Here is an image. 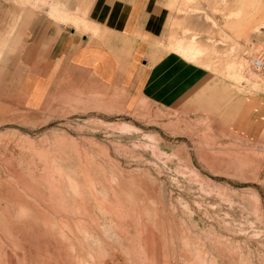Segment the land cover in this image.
Returning a JSON list of instances; mask_svg holds the SVG:
<instances>
[{
  "label": "rangeland",
  "instance_id": "374dc122",
  "mask_svg": "<svg viewBox=\"0 0 264 264\" xmlns=\"http://www.w3.org/2000/svg\"><path fill=\"white\" fill-rule=\"evenodd\" d=\"M157 2L159 44L233 96L264 92V0ZM56 90L0 109V264H264V145L230 135L210 91L164 106Z\"/></svg>",
  "mask_w": 264,
  "mask_h": 264
},
{
  "label": "crops",
  "instance_id": "0c3cea01",
  "mask_svg": "<svg viewBox=\"0 0 264 264\" xmlns=\"http://www.w3.org/2000/svg\"><path fill=\"white\" fill-rule=\"evenodd\" d=\"M158 5L157 0H0V93L9 94L0 98V109L19 103L41 110L58 87H79L105 105H112L115 94L172 106L210 91L208 101L224 107L227 132L264 145V92L233 96L212 83L205 66L159 44L168 15L162 17Z\"/></svg>",
  "mask_w": 264,
  "mask_h": 264
},
{
  "label": "built area",
  "instance_id": "2783aa9c",
  "mask_svg": "<svg viewBox=\"0 0 264 264\" xmlns=\"http://www.w3.org/2000/svg\"><path fill=\"white\" fill-rule=\"evenodd\" d=\"M253 65L256 67L258 70H264V58L261 59H254L253 60Z\"/></svg>",
  "mask_w": 264,
  "mask_h": 264
},
{
  "label": "bare ground",
  "instance_id": "6f19581e",
  "mask_svg": "<svg viewBox=\"0 0 264 264\" xmlns=\"http://www.w3.org/2000/svg\"><path fill=\"white\" fill-rule=\"evenodd\" d=\"M119 128H120V129H127V130H129V129H131V125L124 123V124L121 125ZM136 129H137V128H136Z\"/></svg>",
  "mask_w": 264,
  "mask_h": 264
}]
</instances>
